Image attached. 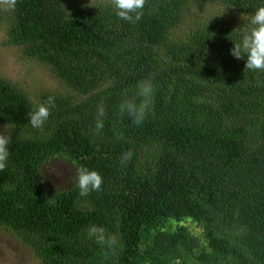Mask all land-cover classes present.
<instances>
[{
  "label": "trees",
  "instance_id": "16d2710c",
  "mask_svg": "<svg viewBox=\"0 0 264 264\" xmlns=\"http://www.w3.org/2000/svg\"><path fill=\"white\" fill-rule=\"evenodd\" d=\"M194 1L146 0L135 23L118 18L111 0L0 4L6 43L65 87L34 101L0 78V123L12 135L0 226L38 264H264V71H245L230 40L264 0H209L217 12L190 18ZM143 79L155 93L136 125L119 106ZM50 96L48 120L31 127L28 112ZM58 155L100 173L101 190L52 191L39 165ZM183 218L202 235L171 226ZM91 225L115 234L116 246L89 238Z\"/></svg>",
  "mask_w": 264,
  "mask_h": 264
},
{
  "label": "clouds",
  "instance_id": "9594fccd",
  "mask_svg": "<svg viewBox=\"0 0 264 264\" xmlns=\"http://www.w3.org/2000/svg\"><path fill=\"white\" fill-rule=\"evenodd\" d=\"M16 0H0V4H4L9 8L14 6ZM112 6L115 8L116 16L124 21L135 23L143 16V9L146 0H111ZM92 6V0L90 5ZM245 14L241 15L244 19ZM238 32V39L232 40L233 48L231 54L237 59H246L245 71H264V6H260L250 14V19L243 27L233 30ZM232 32V33H233ZM155 88L151 79H143L136 85L133 95L125 94L119 106L121 114H127L132 122L140 125L146 119L154 98ZM55 107V97H48L43 103L36 105L27 114V119L31 127L42 129L45 122L50 116V109ZM105 110L103 105L98 106L97 119L95 129L97 132L103 129V116ZM12 143V135L9 124L5 126V131L0 132V171L5 170L9 157V145ZM132 156V152L122 154L121 163H127ZM103 178L95 170H89L86 167H77V175L75 177V187L79 190L81 197L88 196L91 192L101 190ZM51 200V199H50ZM89 238H94L97 244L113 249L118 238L115 234H107L103 227L96 225L89 226L87 230Z\"/></svg>",
  "mask_w": 264,
  "mask_h": 264
},
{
  "label": "rangeland",
  "instance_id": "374dc122",
  "mask_svg": "<svg viewBox=\"0 0 264 264\" xmlns=\"http://www.w3.org/2000/svg\"><path fill=\"white\" fill-rule=\"evenodd\" d=\"M89 1V0H84ZM219 10L218 5L209 0H195L190 8V18L195 15H212ZM229 18L232 14L222 10ZM7 36L0 26V78L14 81L37 101L38 95L47 91H64V85L54 76L50 67L38 64L26 58L18 46L6 43ZM5 124L0 123V132L5 131ZM77 167L65 156L58 155L46 159L39 165V176L52 191H62L75 183ZM187 226L197 236L202 235V226L189 218L174 220L171 226ZM165 229V225H163ZM141 252L145 244L141 245ZM144 249V250H143ZM140 264H150L137 258ZM0 264H38L34 253L5 227L0 226Z\"/></svg>",
  "mask_w": 264,
  "mask_h": 264
}]
</instances>
